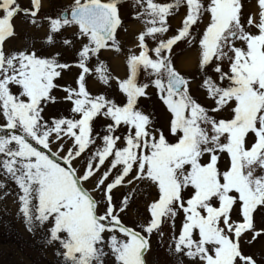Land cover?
I'll return each instance as SVG.
<instances>
[{
    "label": "rangeland",
    "instance_id": "1",
    "mask_svg": "<svg viewBox=\"0 0 264 264\" xmlns=\"http://www.w3.org/2000/svg\"><path fill=\"white\" fill-rule=\"evenodd\" d=\"M0 264H264V0H0Z\"/></svg>",
    "mask_w": 264,
    "mask_h": 264
},
{
    "label": "water",
    "instance_id": "2",
    "mask_svg": "<svg viewBox=\"0 0 264 264\" xmlns=\"http://www.w3.org/2000/svg\"><path fill=\"white\" fill-rule=\"evenodd\" d=\"M61 18L63 20L70 18L103 41L112 36L118 24L117 10L100 3L82 5L69 14L63 13ZM167 85L172 93H178L183 90L186 82L182 77L172 75Z\"/></svg>",
    "mask_w": 264,
    "mask_h": 264
},
{
    "label": "bare ground",
    "instance_id": "3",
    "mask_svg": "<svg viewBox=\"0 0 264 264\" xmlns=\"http://www.w3.org/2000/svg\"><path fill=\"white\" fill-rule=\"evenodd\" d=\"M206 15H208V14L206 13Z\"/></svg>",
    "mask_w": 264,
    "mask_h": 264
}]
</instances>
